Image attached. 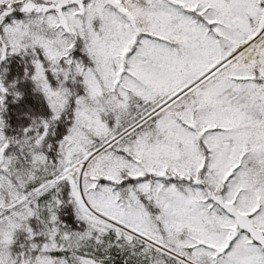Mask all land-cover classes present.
<instances>
[{"label":"snow or ice","instance_id":"snow-or-ice-1","mask_svg":"<svg viewBox=\"0 0 264 264\" xmlns=\"http://www.w3.org/2000/svg\"><path fill=\"white\" fill-rule=\"evenodd\" d=\"M0 264H264V0H0Z\"/></svg>","mask_w":264,"mask_h":264}]
</instances>
